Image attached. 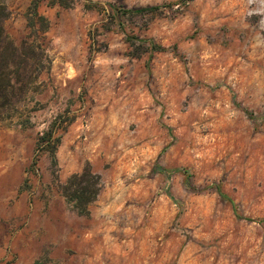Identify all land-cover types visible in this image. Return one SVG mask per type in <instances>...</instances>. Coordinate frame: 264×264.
Instances as JSON below:
<instances>
[{
  "label": "rangeland",
  "instance_id": "rangeland-1",
  "mask_svg": "<svg viewBox=\"0 0 264 264\" xmlns=\"http://www.w3.org/2000/svg\"><path fill=\"white\" fill-rule=\"evenodd\" d=\"M1 1L25 75L0 118V264H264V0H41L34 27L35 0ZM87 166L80 214L63 186Z\"/></svg>",
  "mask_w": 264,
  "mask_h": 264
},
{
  "label": "trees",
  "instance_id": "trees-1",
  "mask_svg": "<svg viewBox=\"0 0 264 264\" xmlns=\"http://www.w3.org/2000/svg\"><path fill=\"white\" fill-rule=\"evenodd\" d=\"M41 0H35L32 5L33 15L29 17V24L34 27L36 21L34 16L37 15V9ZM75 3V0H53L52 4H58L62 7L70 8ZM87 6L94 7L93 3H88ZM110 6L116 10L115 4ZM160 9V6H141L127 8L122 11V14L129 18L135 16H143L147 14H155ZM118 11V10H116ZM9 15L8 8L4 2L0 0V118L8 117L17 110L19 93H21L24 84V75L22 59L18 53V48L9 40L5 29L4 21ZM42 21V29L48 28V22L44 16H39ZM153 51H163L165 47L151 42ZM18 66H17V65ZM61 144V136L56 135L54 125L43 131L38 137L37 147L40 151L48 152L56 162V153ZM186 183L191 186L190 180L186 177ZM101 176L91 170L89 166L85 167L82 172L73 174L63 186V195L69 203L80 214H87L89 205L96 200L101 190ZM226 197L225 195H223ZM233 202V201H232Z\"/></svg>",
  "mask_w": 264,
  "mask_h": 264
}]
</instances>
